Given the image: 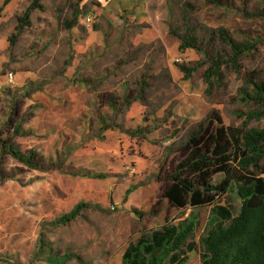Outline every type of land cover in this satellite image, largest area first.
<instances>
[{
	"label": "rangeland",
	"instance_id": "rangeland-1",
	"mask_svg": "<svg viewBox=\"0 0 264 264\" xmlns=\"http://www.w3.org/2000/svg\"><path fill=\"white\" fill-rule=\"evenodd\" d=\"M4 1L0 0V5ZM31 2L12 0L0 18V257L11 260L27 239L34 242L43 217L53 220L80 202H94L105 210L93 207L66 226L48 227L46 237L56 250L70 248L85 259L94 255L95 264H122L128 244L136 242L141 233L158 229L180 215L198 214L192 209L175 211L162 197L196 127L216 123L214 118L239 127L236 112L259 108L246 102L242 93L252 91L247 80L251 73L264 82V0H222L218 5L206 0H42L43 8L32 10L22 23ZM78 12L83 16L91 13L92 19L86 26L89 31L80 34L68 27V23H76ZM190 29H200L202 49L222 61L233 56L224 36L257 45L253 52L238 58V69L225 63L221 80L214 77L208 89L203 75L210 69V61L203 52L179 49L180 36ZM71 45L75 50L72 59ZM91 51L99 55L86 69L90 73L84 75L86 79L106 68L118 73L114 69L124 54L128 61L123 73L112 75L99 88L91 79L93 93L77 79ZM181 67L194 71L185 75ZM8 72L16 74L15 83H9ZM121 76L127 83V98L117 102L114 88L121 87L116 84ZM102 92H108L103 106L112 125L118 126L124 119L130 129L125 134L111 130L103 141L82 142L80 137L90 139V133L84 136L89 128L79 125V116L83 109L94 113L86 105ZM153 110L156 122L148 129L154 133L148 135V141L141 140L140 128L149 123L145 117ZM17 126L20 130L15 135ZM249 127L264 128V118L252 121ZM17 140L44 163H61V172L43 171L40 184H24L36 173L3 153L4 146ZM62 148L64 155L59 156ZM81 169L105 177L77 176ZM222 179L218 175L214 182ZM55 183L60 190L53 195ZM129 187L133 192L124 201ZM48 206L52 208L45 212ZM218 206L229 208L235 216L240 200L228 192L217 197L213 207ZM31 208L37 216L22 235L19 223L22 214H31ZM203 233L195 232L189 239L194 245L191 264H202ZM19 262L15 260V264Z\"/></svg>",
	"mask_w": 264,
	"mask_h": 264
},
{
	"label": "trees",
	"instance_id": "trees-1",
	"mask_svg": "<svg viewBox=\"0 0 264 264\" xmlns=\"http://www.w3.org/2000/svg\"><path fill=\"white\" fill-rule=\"evenodd\" d=\"M11 1L5 0L4 4L0 5V18L3 16L5 6ZM41 1L32 0L22 23L26 22L32 10L43 8L40 4ZM206 1L212 5H218L222 2V0ZM189 6L191 13H193L194 7L191 4ZM78 14L75 15L76 23L73 26L68 23V27H73L72 30L78 31L79 34L84 30L89 31L82 23V19L91 13L85 16L81 12ZM199 34L200 29L188 30L185 36H180L179 49L182 52L189 48L203 52L206 59L210 61L211 67L203 75L208 89L212 86L214 77L221 80L220 72L225 63H229L231 67L238 69V58L253 52L257 45L248 42L239 43L224 36L223 39L232 50L233 56L222 61L219 58H212L206 50L202 49L204 39ZM71 50L73 56L70 59L75 54L73 45H71ZM96 54L98 53L92 51L88 54L87 61L80 67V73L77 77L91 93L95 92L92 89L91 79L97 81L95 86L99 88L112 75L123 73L125 71L123 66L127 65L128 62L127 55L124 54L119 57L114 69L119 70L118 73H113L110 68H106L101 72L98 71L95 78L86 79L84 75H90L86 69L94 63ZM181 70L185 75H190L194 71V69H186L185 67H181ZM251 74L252 76L250 75L247 80L252 91H244L242 93L243 99L248 103L253 102L259 108L250 112H236L240 122L239 127L224 125L220 118H214L216 123L209 121L207 124L198 125L189 135L185 153L167 179L162 197L167 201L169 208L183 212L187 209L197 210L198 214L193 216L191 213L188 217L180 215L179 218L172 222H166L158 229L141 233L136 242L128 244L122 256V264H187L193 257L194 245L189 243V239L195 232H204L200 237L204 249L202 264H264V128L249 127L252 121H260L264 118V82L259 81L255 73ZM87 80L90 82H86ZM69 81L71 85H75V81ZM118 83H121V87L114 88V91L117 92L115 95L118 98L117 102L124 97L127 98V83L122 81V76L116 82V84ZM108 99V92L96 93L95 99L86 105H89L90 109H94V113L84 109L81 112L78 123L80 126L89 128L84 136L90 133L88 137L90 139L80 137L82 142H87V140L103 141L108 131H118L120 134H125L126 129H130L126 127L124 119L122 124L112 125V117L105 112V105L103 106ZM155 115V110L151 114L153 119H150L151 116L148 117L146 114L145 120L149 123L140 128L141 136L139 138L141 140L148 141V135L154 133V130H149L148 126L155 125ZM96 116L98 117L96 118ZM19 130V126L15 127L14 134L17 135ZM133 130H135V134L139 133L138 128H133ZM95 133L97 136L92 137ZM20 138L22 137H17V139ZM60 140L61 137L58 141ZM21 144L22 141L17 140L16 143L10 141L8 146L3 147V153L12 156L33 170L61 172V167L58 165L61 163L46 164L43 159H39L34 151ZM17 145H21L20 148ZM60 152L58 155L63 156V148ZM86 174L90 177H105L102 174L88 173L83 169L76 173L77 176ZM218 175H222L223 179L219 183H215L214 179ZM37 180L43 179L35 176L31 180L29 177L23 183L29 185ZM59 190L58 186L54 184L53 195H56ZM132 192V187H129L123 200L127 201ZM228 192H234L240 200V208L235 216L227 207H213L217 197ZM93 207L101 211L105 210L100 203L80 202L69 213L54 221L41 223L38 238L34 242L27 239L22 248L16 249L11 260L5 258L8 264H15L16 259L20 261L17 264H24V262L29 264H39L40 262L67 264L70 260H75L77 264H95L94 255L85 259L70 248L64 251L54 249L53 241L47 238V234H45L48 227L66 226L76 218L81 217L82 212L91 210ZM51 208L52 206L46 207L45 212L50 211ZM30 210L31 214H22L19 223L22 235L30 227L31 219L37 216L36 209L31 208ZM132 211L138 217L141 216L137 209L132 208ZM226 222L227 224H225Z\"/></svg>",
	"mask_w": 264,
	"mask_h": 264
},
{
	"label": "flooded vegetation",
	"instance_id": "flooded-vegetation-1",
	"mask_svg": "<svg viewBox=\"0 0 264 264\" xmlns=\"http://www.w3.org/2000/svg\"><path fill=\"white\" fill-rule=\"evenodd\" d=\"M108 132H110V131H108ZM61 137V136H60ZM106 138V137H105ZM35 173H36V176H39V177H41V173H42V171H39V170H36V169H34L33 170ZM50 172V171H49ZM54 174H57L56 172L54 173ZM43 180H37V181H34L33 183H31L29 186L31 187V186H33V185H37V184H40L41 182H42ZM57 186H58V184L57 183H55ZM28 186V187H29ZM27 186H25V188H28ZM59 188V187H58ZM94 203V202H93ZM53 204V203H52ZM54 213H55V211H54ZM58 217H60V216H55V218L53 219V220H49V221H47L44 217L42 218L43 219V222H45V223H47V222H51V221H54L55 219H57ZM0 262H2V263H5V264H8V261L6 260V259H4V258H2V257H0ZM69 263V262H68ZM67 263V264H68ZM39 264H50V263H47V262H40Z\"/></svg>",
	"mask_w": 264,
	"mask_h": 264
},
{
	"label": "built area",
	"instance_id": "built-area-1",
	"mask_svg": "<svg viewBox=\"0 0 264 264\" xmlns=\"http://www.w3.org/2000/svg\"><path fill=\"white\" fill-rule=\"evenodd\" d=\"M86 26H90L91 25V17L90 16H88V17H86ZM7 75H8V81H9V83H14V73L13 72H8L7 73ZM112 209H114V206L112 207Z\"/></svg>",
	"mask_w": 264,
	"mask_h": 264
},
{
	"label": "crops",
	"instance_id": "crops-1",
	"mask_svg": "<svg viewBox=\"0 0 264 264\" xmlns=\"http://www.w3.org/2000/svg\"><path fill=\"white\" fill-rule=\"evenodd\" d=\"M85 19H86V18H85ZM85 19H84V20H85ZM85 22H86V20H85ZM85 22H84V24H85V26H86V23H85ZM15 78H16V74H14V83H15ZM190 262H191V261H189L187 264H191Z\"/></svg>",
	"mask_w": 264,
	"mask_h": 264
}]
</instances>
